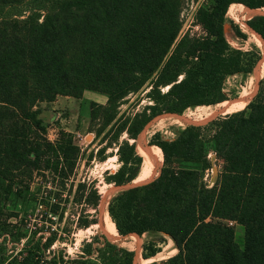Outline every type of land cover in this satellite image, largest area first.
Returning a JSON list of instances; mask_svg holds the SVG:
<instances>
[{"label":"trees","instance_id":"obj_1","mask_svg":"<svg viewBox=\"0 0 264 264\" xmlns=\"http://www.w3.org/2000/svg\"><path fill=\"white\" fill-rule=\"evenodd\" d=\"M184 3L0 0V264H134L133 251L96 237L98 246L84 243L77 257L47 258L52 236L10 250L6 242L21 239L9 220L19 216L4 213L1 190L22 197L43 179L45 194L75 188L77 204H100L93 183L74 181L83 155L74 136L61 130L55 141L48 139L40 103L81 99L86 91L107 96L106 104H90L89 131L100 140V160L117 147L121 166L105 181L118 188L137 179L143 155L131 141L154 118L231 104L226 80L253 73L261 54L229 45L226 15L234 4L262 9L264 0H212L196 14L198 34H181ZM247 24L264 44V14ZM237 37L246 40L239 31ZM145 87L152 104L121 115L122 102ZM150 145L163 167L157 178L155 173L110 199L107 210L118 234L141 240L155 232L174 242L176 255L148 264H264V79L243 110L190 125L171 141L157 133ZM211 155L222 169L209 187L204 177ZM88 218L82 215L79 228L95 223ZM231 223L244 228L243 248ZM143 247L144 260L161 251L156 244Z\"/></svg>","mask_w":264,"mask_h":264},{"label":"rangeland","instance_id":"obj_2","mask_svg":"<svg viewBox=\"0 0 264 264\" xmlns=\"http://www.w3.org/2000/svg\"><path fill=\"white\" fill-rule=\"evenodd\" d=\"M211 3L212 0H185L181 13L183 26L181 34L186 32L198 34L201 32L200 27L196 24V14L200 7H208ZM244 8L246 10V6L242 4H234V9L238 12H236L235 15H231L228 10L224 26L225 37L232 48L242 51L257 50L261 54V60L256 65L253 73L249 75H235L229 77L225 82L224 93L226 94V102L228 103L232 104L240 100L244 92L249 93L248 101L241 110L254 99L259 91L260 82L264 79V47L258 38L248 30L247 21L250 19L244 20L241 16V13L244 12ZM243 21L245 27L242 25ZM237 31L244 34L246 40L237 37ZM167 90L168 89L165 88L162 92H166ZM147 92L148 89L145 87L136 95H130L126 98L119 109L120 114L131 116L135 113L142 112L146 106L151 105L152 102L146 97ZM81 99L82 101L75 100L74 98L66 100L69 103L68 106H64V108H61V110L57 111L55 114H49L48 117L44 116V118L41 117L43 113L42 109L40 110L39 107L49 109V105L38 104L37 109L42 113H40V117L47 128L48 139L55 141L61 130L71 133L74 136L75 143L81 148L83 154L79 161L74 181L75 183H79L80 181L86 180L89 183H93L101 195L100 204L96 209L93 207L85 209L86 206L84 204H77L74 200L75 188L72 192L59 193V196L54 193L45 194V182L43 179H36L30 185L28 193L22 197L14 194L7 195L1 190L4 213L10 215L16 214L19 216L18 219L11 218L9 222L19 226L18 229H14V231L17 232L18 230V233H20L19 237L21 242L14 245L8 241L6 242L8 248L12 250L13 246H16L17 249H21L28 239L32 238L38 240L42 237L44 243L48 237L52 236L54 237L53 246L46 252L47 258H51L54 254L58 256L66 254L70 257H77L82 253L81 248L84 243L93 242L94 247H97L98 243H102L105 240L133 251L135 253V259L138 257L137 264H145L142 254L143 246L147 244L149 246L152 244L159 245L161 250L153 257L152 262H160L171 258L176 255L178 251L175 248L174 242L163 234L150 232L142 237L139 236V238H141V244L140 247H136L138 242L136 237H121L120 235L110 237L109 233L106 231L105 225L109 224V221L107 222L109 201L123 188L107 184L105 179L108 175L107 173L114 174L120 168L121 163L117 156L118 149L115 146L108 149L105 155H103L106 158L104 161L97 158L96 155L100 140L96 139L95 134L89 131L90 104L92 102L106 104L107 96L87 91ZM215 109V106L204 107L203 110L190 108V110L187 109L180 115L162 114L154 118L134 142L138 153L141 154V151L143 154L144 150L150 149V141L157 133L161 135L162 139L171 141L177 137V134L181 130L190 125L206 124L217 117L225 115V113L219 111L216 113ZM189 112L191 117H188L189 120L187 122L176 120L189 115ZM208 114L213 115L207 117L206 115ZM54 116H56V119ZM125 137L126 136L123 138ZM131 143H133V141H131ZM91 154L94 155L93 158H89ZM213 156L214 155L210 156L212 168L205 172L204 177V181L209 187L214 185L222 169V162L216 161ZM162 167L163 160L160 165L155 167L156 174L153 179L159 176ZM136 184L138 183L135 181L132 183V185ZM86 214H88V219H93L95 223L87 228H79L78 221L82 215ZM231 225L235 230L236 243L240 248H243L245 238L244 228L236 223H231ZM95 237L99 239V242L94 240Z\"/></svg>","mask_w":264,"mask_h":264},{"label":"bare ground","instance_id":"obj_3","mask_svg":"<svg viewBox=\"0 0 264 264\" xmlns=\"http://www.w3.org/2000/svg\"><path fill=\"white\" fill-rule=\"evenodd\" d=\"M236 12H238V11L235 10L234 9V5H232L229 8V14L235 15ZM240 13H241V10H240ZM263 14H264V8H262V9H256V10H251V9H247V8L245 10V8H244V12L241 13V16L243 17L244 20H248V19H252L256 15L258 16V15H263ZM242 25L245 27L244 21L242 22ZM247 28H248V30L251 33H253L258 38V40L260 41V43L264 47V44L261 41V39L259 38V36L250 27L247 26ZM263 64H264V61H263ZM241 97L242 98L240 100H237V101H235L232 104L215 106L216 113L219 111L221 113L224 112L227 115V114H231V113H234V112H237V111H241V109L245 106V103L248 101L249 93L248 92H244ZM203 109H204V107H201V106L197 107V110H203ZM188 117H191L190 116V112H189V115L184 116V117L179 118V119H176V120L177 121H182V122H187L189 120ZM142 155H143V165H142L141 171H140L137 179L135 180L136 183H140V182L148 179L152 175H154L155 174V167L157 165H159V159H158V157L155 154H153L152 152H150L149 149L148 150H144V152H143ZM108 221H109V224L108 225H105V227H106V231L109 233V236L110 237L118 236L119 234H118V232L116 230L115 224L111 220L109 214H107V222ZM135 243H134V245H135ZM140 244H141V240H138L136 247H140ZM137 259H138V257H137ZM137 259H135V263L134 264H137ZM143 261H144L145 264H148V263H151L153 261V258L148 259V260H143Z\"/></svg>","mask_w":264,"mask_h":264},{"label":"crops","instance_id":"obj_4","mask_svg":"<svg viewBox=\"0 0 264 264\" xmlns=\"http://www.w3.org/2000/svg\"><path fill=\"white\" fill-rule=\"evenodd\" d=\"M70 98L71 97L59 96V97H57V99L54 102H50V103H46V102L40 103V105H43V104H48L49 105V109H44V107H39L40 110L42 109V113H43V114L41 113L42 114L41 117L42 118H44V116H47L48 117L49 114L50 115L51 114H55L57 111L61 110V108H64V106H68L69 103L66 100H69ZM75 100L82 101V99H75ZM56 116H54L55 119H56Z\"/></svg>","mask_w":264,"mask_h":264},{"label":"water","instance_id":"obj_5","mask_svg":"<svg viewBox=\"0 0 264 264\" xmlns=\"http://www.w3.org/2000/svg\"><path fill=\"white\" fill-rule=\"evenodd\" d=\"M224 113V112H223ZM226 115V114H225ZM135 142V140L133 141V143ZM133 143H131V144H133ZM151 182V181H150ZM134 185H132V184H129V185H127V186H125V187H121V188H123L122 190H126V189H128V188H132Z\"/></svg>","mask_w":264,"mask_h":264},{"label":"built area","instance_id":"obj_6","mask_svg":"<svg viewBox=\"0 0 264 264\" xmlns=\"http://www.w3.org/2000/svg\"><path fill=\"white\" fill-rule=\"evenodd\" d=\"M214 157V156H213ZM215 158V157H214Z\"/></svg>","mask_w":264,"mask_h":264}]
</instances>
